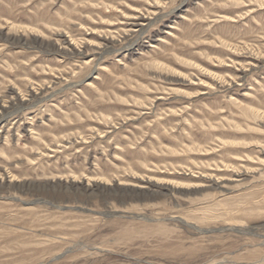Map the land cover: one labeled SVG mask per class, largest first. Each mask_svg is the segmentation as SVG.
Masks as SVG:
<instances>
[{"label": "rangeland", "instance_id": "obj_1", "mask_svg": "<svg viewBox=\"0 0 264 264\" xmlns=\"http://www.w3.org/2000/svg\"><path fill=\"white\" fill-rule=\"evenodd\" d=\"M0 264H264V0H0Z\"/></svg>", "mask_w": 264, "mask_h": 264}]
</instances>
